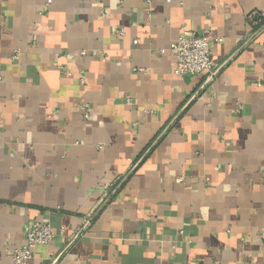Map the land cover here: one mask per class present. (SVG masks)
<instances>
[{"label":"crops","instance_id":"obj_1","mask_svg":"<svg viewBox=\"0 0 264 264\" xmlns=\"http://www.w3.org/2000/svg\"><path fill=\"white\" fill-rule=\"evenodd\" d=\"M47 1L0 0V264H264V0Z\"/></svg>","mask_w":264,"mask_h":264},{"label":"built area","instance_id":"obj_2","mask_svg":"<svg viewBox=\"0 0 264 264\" xmlns=\"http://www.w3.org/2000/svg\"><path fill=\"white\" fill-rule=\"evenodd\" d=\"M51 0L47 1V5ZM264 15V12L262 13ZM116 34L124 35L123 28L117 29ZM221 38L211 37L198 33L187 26H184L182 34L179 38L171 44L169 51L176 57V65L174 72L177 75H203L214 77L215 65L212 61V41H221ZM137 43V40L135 41ZM91 53L88 50H82V55ZM92 54H96L93 50ZM20 57V51L14 49L12 52V59L17 61ZM212 77V78H213ZM211 78V79H212ZM0 79H2V70L0 69ZM81 83H85L82 78ZM130 103L131 98H127ZM88 117V113H86ZM58 232L54 229L51 223L47 220H33L30 223L28 230L25 233V243L13 251L12 257L14 264H24L34 256V250L39 245H47L57 236Z\"/></svg>","mask_w":264,"mask_h":264},{"label":"water","instance_id":"obj_3","mask_svg":"<svg viewBox=\"0 0 264 264\" xmlns=\"http://www.w3.org/2000/svg\"><path fill=\"white\" fill-rule=\"evenodd\" d=\"M218 70H219V68L218 69H216L215 70V72H214V75L218 72ZM213 77V75L212 76H210V77H208L206 80H205V82L202 84V86H201V88H203L210 80H211V78ZM199 92V91H198ZM193 99V98H192ZM192 99L191 100H189L188 102H187V104L184 106V108L181 110V112L185 109V107H187V105L192 101ZM181 112H179L178 114H177V116L170 122V124L163 130V132L158 136V138L153 142V144L149 147V149H148V151L157 143V141L162 137V135L167 131V129L170 127V125L176 120V118L178 117V115L181 113ZM148 151L146 152V153H148ZM139 163V162H138ZM137 165V164H136ZM135 167L136 166H134L132 169H131V171L129 172V174L124 178V180H122V182L121 183H123L124 181H125V179L130 175V173L135 169Z\"/></svg>","mask_w":264,"mask_h":264}]
</instances>
